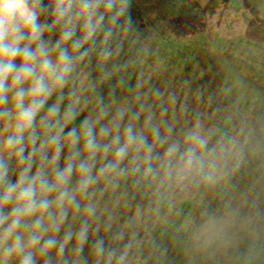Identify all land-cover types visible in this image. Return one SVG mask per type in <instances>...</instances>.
I'll return each instance as SVG.
<instances>
[{"label":"clouds","instance_id":"clouds-1","mask_svg":"<svg viewBox=\"0 0 264 264\" xmlns=\"http://www.w3.org/2000/svg\"><path fill=\"white\" fill-rule=\"evenodd\" d=\"M132 8L0 0V264H264V111L154 79Z\"/></svg>","mask_w":264,"mask_h":264},{"label":"rangeland","instance_id":"rangeland-1","mask_svg":"<svg viewBox=\"0 0 264 264\" xmlns=\"http://www.w3.org/2000/svg\"><path fill=\"white\" fill-rule=\"evenodd\" d=\"M132 11L154 79L264 111V0H133Z\"/></svg>","mask_w":264,"mask_h":264},{"label":"trees","instance_id":"trees-1","mask_svg":"<svg viewBox=\"0 0 264 264\" xmlns=\"http://www.w3.org/2000/svg\"><path fill=\"white\" fill-rule=\"evenodd\" d=\"M156 80H158L161 84H165V85H169V84H170V82L168 81V80H170V79H169L167 76L163 75V73H162L161 76H160L158 79H156ZM191 90H192V89L189 90V93H191Z\"/></svg>","mask_w":264,"mask_h":264}]
</instances>
